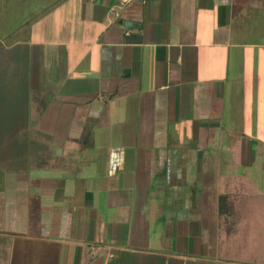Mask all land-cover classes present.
Wrapping results in <instances>:
<instances>
[{"label":"crops","instance_id":"obj_1","mask_svg":"<svg viewBox=\"0 0 264 264\" xmlns=\"http://www.w3.org/2000/svg\"><path fill=\"white\" fill-rule=\"evenodd\" d=\"M75 1L7 47L41 63L40 154L0 166V232L39 264H264V0Z\"/></svg>","mask_w":264,"mask_h":264},{"label":"rangeland","instance_id":"obj_2","mask_svg":"<svg viewBox=\"0 0 264 264\" xmlns=\"http://www.w3.org/2000/svg\"><path fill=\"white\" fill-rule=\"evenodd\" d=\"M73 4H77L75 0H0L2 167L24 168L34 158L38 159L40 154L37 142L30 133L39 125L32 118L31 102L35 90L32 91L31 84L33 87L38 82L41 63L37 58L22 56L26 49L22 43L15 44L13 49L7 47L12 42H21L37 33L53 39L58 31H68L74 22L72 13L76 12ZM20 249L12 245L5 232H0V264H39L34 245Z\"/></svg>","mask_w":264,"mask_h":264},{"label":"trees","instance_id":"obj_3","mask_svg":"<svg viewBox=\"0 0 264 264\" xmlns=\"http://www.w3.org/2000/svg\"><path fill=\"white\" fill-rule=\"evenodd\" d=\"M224 200H225V197H221L220 198V204H222Z\"/></svg>","mask_w":264,"mask_h":264},{"label":"built area","instance_id":"obj_4","mask_svg":"<svg viewBox=\"0 0 264 264\" xmlns=\"http://www.w3.org/2000/svg\"><path fill=\"white\" fill-rule=\"evenodd\" d=\"M121 1H122V3L124 4V3L129 2L130 0H121Z\"/></svg>","mask_w":264,"mask_h":264}]
</instances>
